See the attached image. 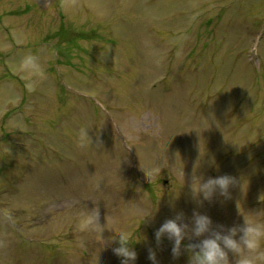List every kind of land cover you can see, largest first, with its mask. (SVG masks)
Listing matches in <instances>:
<instances>
[{"label": "rangeland", "instance_id": "374dc122", "mask_svg": "<svg viewBox=\"0 0 264 264\" xmlns=\"http://www.w3.org/2000/svg\"><path fill=\"white\" fill-rule=\"evenodd\" d=\"M194 211L264 220V0H0V264H189Z\"/></svg>", "mask_w": 264, "mask_h": 264}, {"label": "clouds", "instance_id": "9594fccd", "mask_svg": "<svg viewBox=\"0 0 264 264\" xmlns=\"http://www.w3.org/2000/svg\"><path fill=\"white\" fill-rule=\"evenodd\" d=\"M233 180L227 174L209 177L204 181L199 180L198 187L194 180L193 197L202 194L205 200H211L217 189L220 195L228 197ZM154 235L157 244L165 237L172 242L173 256L180 255L185 237H204L184 245L190 252L189 264H231L230 251L239 258L236 264H264V220H250L246 215L241 225L226 227L220 224L213 227V219L206 213L194 211L189 224L184 220L183 212H177L174 217L166 219ZM117 241L118 246L113 248V252L121 258V264H134L137 258L134 242L120 229ZM149 259L155 264L156 253L152 249H149Z\"/></svg>", "mask_w": 264, "mask_h": 264}, {"label": "water", "instance_id": "95a60500", "mask_svg": "<svg viewBox=\"0 0 264 264\" xmlns=\"http://www.w3.org/2000/svg\"><path fill=\"white\" fill-rule=\"evenodd\" d=\"M198 240H200L199 238H191L190 240H189V243H195V242H197Z\"/></svg>", "mask_w": 264, "mask_h": 264}]
</instances>
